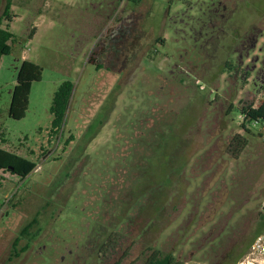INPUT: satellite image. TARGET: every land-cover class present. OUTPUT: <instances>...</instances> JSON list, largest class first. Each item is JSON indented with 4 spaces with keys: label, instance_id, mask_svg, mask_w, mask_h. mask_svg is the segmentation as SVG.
<instances>
[{
    "label": "rangeland",
    "instance_id": "obj_1",
    "mask_svg": "<svg viewBox=\"0 0 264 264\" xmlns=\"http://www.w3.org/2000/svg\"><path fill=\"white\" fill-rule=\"evenodd\" d=\"M43 1L12 0L17 41L0 59V146L36 164L23 179L0 169V264H142L152 248L237 264L264 199V142L238 116L264 101V0H124L115 15L111 0ZM22 50L42 77L13 119ZM63 80L73 90L49 138ZM34 217L38 235L12 257Z\"/></svg>",
    "mask_w": 264,
    "mask_h": 264
},
{
    "label": "trees",
    "instance_id": "obj_2",
    "mask_svg": "<svg viewBox=\"0 0 264 264\" xmlns=\"http://www.w3.org/2000/svg\"><path fill=\"white\" fill-rule=\"evenodd\" d=\"M12 0H5L3 10L0 16V59L3 55H7L11 52L12 44L17 41L15 34L9 29V22L12 21L11 14ZM5 19V25H2V20ZM42 77V68L39 64L30 61L28 59L22 60L17 68L16 73V83L14 84L11 91V98L8 107V116L13 119H22L28 108L29 95L31 90V85L34 81H39ZM73 90V83L70 80H63L53 92L51 105L49 107V112L52 115L51 127L48 131V136H56L62 129V123L66 114V110L69 105V100L71 98ZM253 104L245 103L243 104L239 112L242 111L246 113L247 116L253 119L264 118V101H262L256 107H252ZM102 123V122H101ZM246 133L250 132V129H244ZM74 135L70 134L64 140V149L73 140ZM2 140V138H0ZM248 143V138L242 134H235L229 141L227 151L228 153L237 158L245 146ZM36 167L34 161L17 154L16 152L10 151L8 149L0 147V169L4 172H9L11 174L17 175L20 179L28 176ZM149 203L158 200L156 199L157 194L155 191L150 192ZM38 224L37 217L28 221L23 225L18 234L13 241V250L11 256H19L20 252L25 251L29 248L31 242L38 235V232H33V227ZM38 228V227H37ZM264 228V215L259 213L258 222L256 230L253 233L255 237ZM253 237V238H254ZM25 239V244L17 249L16 245L19 240ZM151 252L145 258L142 264H182L176 259L174 255L170 252H162L160 249L152 248Z\"/></svg>",
    "mask_w": 264,
    "mask_h": 264
},
{
    "label": "built area",
    "instance_id": "obj_3",
    "mask_svg": "<svg viewBox=\"0 0 264 264\" xmlns=\"http://www.w3.org/2000/svg\"><path fill=\"white\" fill-rule=\"evenodd\" d=\"M256 107V105H252ZM239 118L242 128L254 130L264 142V118L253 119L243 113L239 112ZM262 214L264 215V199L261 206ZM237 264H264V228L254 237L250 243L247 254L238 261Z\"/></svg>",
    "mask_w": 264,
    "mask_h": 264
},
{
    "label": "crops",
    "instance_id": "obj_4",
    "mask_svg": "<svg viewBox=\"0 0 264 264\" xmlns=\"http://www.w3.org/2000/svg\"><path fill=\"white\" fill-rule=\"evenodd\" d=\"M43 1V0H42ZM50 1H52V0H44L43 2L46 4V6H48V4H50ZM110 3H111V7L113 8V15H115L116 14V10L118 9V6H120V9H124V8H126L127 7V4H126V2L124 1V0H120L119 1V3H118V5H117V3L116 2H113L112 0L110 1ZM114 5H116V6H114ZM11 8H12V5H11ZM111 12H112V10H111V8H110V10H107V12H106V14L105 13H103V11L101 12V13H97L96 15H95V17H94V20H92V21H90L89 23H88V25H87V28H88V31L89 32H91V33H95L94 31L97 29L96 28V25L98 26L99 25V19H101V18H103V16H104V18L106 19V22H105V24H109L110 23V21H111V19H112V16H111ZM103 14H105V15H103ZM15 17H17V14L16 13H13V17H12V21H13V19L15 18ZM11 21V22H12ZM11 22H9V29H10V23ZM126 26V25H125ZM104 27H108V25L106 26V25H104ZM103 27V28H104ZM96 28V29H95ZM105 28V29H106ZM128 28V26H126V29ZM102 30H104V29H102ZM101 30V31H102ZM100 31V32H101ZM99 32V33H100ZM111 33H112V31H111ZM101 48L103 49V47L102 46H99L98 47V50L100 49L101 50ZM24 59H27L26 58V54H25V52H24V50H22V52H21V56H20V62H19V65H20V63L22 62V60H24ZM18 65V66H19ZM18 66H17V68H18ZM1 147V146H0ZM3 148V147H2ZM6 149V148H5Z\"/></svg>",
    "mask_w": 264,
    "mask_h": 264
},
{
    "label": "flooded vegetation",
    "instance_id": "obj_5",
    "mask_svg": "<svg viewBox=\"0 0 264 264\" xmlns=\"http://www.w3.org/2000/svg\"><path fill=\"white\" fill-rule=\"evenodd\" d=\"M35 238H36V237H35ZM35 238H34V239H35ZM24 240H25V239H24ZM13 241H14V240H13ZM12 257H14V256H12ZM15 257H17V256H15Z\"/></svg>",
    "mask_w": 264,
    "mask_h": 264
}]
</instances>
